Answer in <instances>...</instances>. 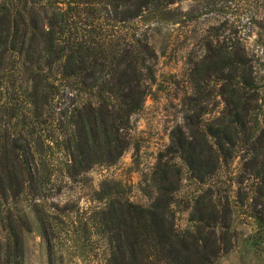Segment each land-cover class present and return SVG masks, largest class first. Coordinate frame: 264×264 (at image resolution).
I'll return each instance as SVG.
<instances>
[{
    "label": "trees",
    "instance_id": "obj_1",
    "mask_svg": "<svg viewBox=\"0 0 264 264\" xmlns=\"http://www.w3.org/2000/svg\"><path fill=\"white\" fill-rule=\"evenodd\" d=\"M175 1L0 0V264H25L34 223L49 258L65 231L76 241L101 236L105 264H219L231 248L221 244L234 210L212 182L236 158L242 179L257 186L261 209L251 216L264 232V94L251 59L235 45L209 47L193 69L199 86L220 83L221 116H198L188 131L172 133L169 152L189 179L209 184L193 197L194 230L175 227L171 206L184 179L175 165L154 172L157 195L148 206L110 197L93 213L64 208L56 215L41 201L58 163L74 178L126 151L131 117L156 78L155 50L135 21Z\"/></svg>",
    "mask_w": 264,
    "mask_h": 264
},
{
    "label": "rangeland",
    "instance_id": "obj_2",
    "mask_svg": "<svg viewBox=\"0 0 264 264\" xmlns=\"http://www.w3.org/2000/svg\"><path fill=\"white\" fill-rule=\"evenodd\" d=\"M135 24L147 33L155 50L156 78L143 108L131 117V126L125 132L128 148L117 161L105 158L74 178L64 176L58 163L52 183L47 185L50 192L41 201L45 200L56 215H63L60 213L64 208L93 213L110 197H125L148 206L157 195L154 172L161 166L175 165L184 173L171 206L175 227L181 232L194 230L189 221L193 197L209 184L189 179L183 160L169 152L172 133L178 127L188 131L187 125L196 123L198 116L212 121L225 108L219 95L220 83L207 79L199 86L193 75L209 47H241L251 59L260 94H264V0H176L152 9ZM193 99L196 108L191 109ZM68 102L76 103L72 99ZM241 173V160L236 158L212 182L213 189L221 191L219 199L224 203L229 197L234 210L229 239L224 234L227 238L221 244L224 247L230 241L231 248L218 263L264 264V232H258L259 226L251 216L261 209L260 195L253 180L242 179ZM261 200L264 202V195ZM34 225L33 231L25 235V264H105L108 250L101 236L93 233L89 239L76 241L64 231L49 258L47 242Z\"/></svg>",
    "mask_w": 264,
    "mask_h": 264
}]
</instances>
